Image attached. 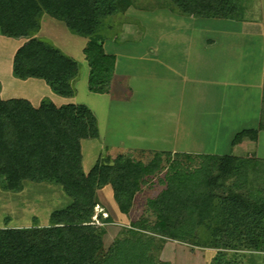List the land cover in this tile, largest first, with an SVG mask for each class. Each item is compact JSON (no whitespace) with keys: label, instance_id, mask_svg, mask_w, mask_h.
<instances>
[{"label":"trees","instance_id":"trees-1","mask_svg":"<svg viewBox=\"0 0 264 264\" xmlns=\"http://www.w3.org/2000/svg\"><path fill=\"white\" fill-rule=\"evenodd\" d=\"M147 4L140 5L139 0H0V35L23 39L12 58V75L42 79L63 97L75 94L79 64L51 40L37 35L43 14L63 22L70 33L87 38L83 48L89 68L87 85L98 94L110 92L115 65V55L103 48L105 36L100 30L105 17L134 6L168 8L195 18L246 20L231 0ZM260 130H264V78L258 125L236 132L231 144L244 137L256 139ZM87 138H99V127L86 104L56 105L44 97L34 106L25 98L0 96V190L18 192L25 182L48 183L60 186L70 198L66 207L49 214L47 225L0 228V264H155L153 238L143 234L121 238L103 254V231L92 217L98 189L110 185L114 201L126 212L135 193L161 170L163 161L171 171L159 195L148 201L156 216L151 232L180 241L206 238L219 248L214 264H245L240 259L245 254H230L227 248L264 252V190L258 188L264 184V158L161 150L144 163L119 153L112 162L98 159L84 173L81 141ZM191 163L198 166L192 168ZM227 178L232 180L229 186L224 183ZM261 259L264 264V253Z\"/></svg>","mask_w":264,"mask_h":264},{"label":"rangeland","instance_id":"rangeland-1","mask_svg":"<svg viewBox=\"0 0 264 264\" xmlns=\"http://www.w3.org/2000/svg\"><path fill=\"white\" fill-rule=\"evenodd\" d=\"M151 1L153 4V0H139V4L149 5L147 3ZM231 1L238 7L244 19L253 21L259 16V0ZM187 18L188 16L174 13L168 8L144 10L134 6L122 13L105 17L100 33L105 36L106 51L118 54L123 67L128 68L132 74L131 78L115 77L112 79L109 93L97 94L88 90V65L82 52L85 38L70 33L61 21L43 15L38 36L51 40L60 49L65 46V50L70 52L79 64V75L73 81L75 94L63 97L53 92L43 80H22L14 77L11 72L12 53L21 39L0 35V38L6 39L4 42L0 40V79L4 87L2 96L30 94L34 101L36 96L41 94L40 97L49 98L56 105L86 104L95 114L100 128L99 138L81 141V167L84 173H87L98 159L112 162L119 153L148 163L154 151L173 150L169 146L175 142L176 135L183 133L182 127L189 129L184 133L187 139L197 142L201 129L194 130L192 122H195L197 129L198 120L207 118L208 126L211 115L200 111L214 107L220 98V95H215L214 99L210 96L214 89L209 80L211 77H225L224 72L227 69L218 66L217 70H214L211 67L209 51L202 49L197 43L201 38H207L206 42L209 44V37L216 32L222 34L225 30L233 28V24L229 23H235L237 20L207 19L201 20L200 23L191 22L190 25L191 20ZM120 22L122 25L118 27ZM110 25L111 28L108 27ZM116 29L117 39H114L112 35L114 36ZM233 34L216 35L226 42L237 38L244 41L243 47L239 43L238 46L233 45L232 50L222 48L223 58L229 61L233 60V56L230 57L232 53L236 55L241 52V48L244 51L248 47L247 41L253 40V37L252 40H246V36ZM130 47L134 51L130 52ZM249 47L252 51L257 50L250 43ZM168 65L179 73L170 71ZM200 77L201 82L197 80ZM33 81H39L43 86H36ZM30 82L32 84H29ZM109 94L118 98V104L110 102ZM247 124L244 123L243 126ZM240 126L241 122H234L224 131L217 146L203 150L217 154H240L242 157H251L259 149L263 151L264 142L257 146V140L251 137L242 139V144L239 143L241 146H231L232 134ZM177 128L178 132L175 130ZM106 139L107 142L113 143L112 147L105 146ZM129 144H142L147 149H134L129 147ZM163 158L167 157L163 155ZM173 158L174 156L170 157ZM162 164L161 170L150 176L135 193L132 205L126 212L114 201L110 185L96 191L98 204L94 208L92 220L94 222V217H97L99 223L93 224L103 231L102 253L107 255L121 238L143 234L153 238L151 255L155 264H214L219 248L211 246L206 238L202 241H180L151 232L150 228L156 216L148 206V201L159 195L165 187L164 178L171 171L166 162L163 161ZM197 166L198 163H191L192 168ZM231 182L229 178L224 180L228 186ZM258 188L264 190V184ZM218 191L222 192L221 189ZM69 203L70 198L60 186L54 184L25 182L23 189L18 192L0 190V226H44L48 224L49 214L53 210L64 208ZM105 218L108 220L104 221ZM225 250L230 254H245L240 257L245 264H263L261 256L264 252L252 253L246 249L229 248Z\"/></svg>","mask_w":264,"mask_h":264},{"label":"crops","instance_id":"crops-1","mask_svg":"<svg viewBox=\"0 0 264 264\" xmlns=\"http://www.w3.org/2000/svg\"><path fill=\"white\" fill-rule=\"evenodd\" d=\"M259 5H260L259 16L255 18V20L253 21L242 20V21H237L235 23L234 22L229 23V24H233V28L227 29L222 33V34L234 33L233 36L236 34V35H240L239 37H241V35L242 37L246 36L245 38L246 40L253 39L251 42L247 41L248 47L244 51L241 48V52L239 51V53H237L236 55H234L233 53L230 55V57L233 56L232 61L225 59V57L223 58L224 50H222V48L226 47V49L232 50V46L233 45L238 46L239 43L241 44V47H243L244 41L242 39L240 38H237L235 40L231 39L226 42L224 39L219 38L220 36H216V35H222L216 32L211 37H209V39H211L209 41V44H207L206 42L208 40L207 38L205 40H203L204 38H201L198 41L197 45H200L202 49L204 48V50L209 51V55L211 58L210 60L211 67L214 70H217L218 66L227 69L224 72L225 77L223 78L211 77L209 80V84H212L213 85L212 89H214L212 91L213 93L211 92L210 96L213 97L214 99L215 95L216 96L220 95V98L216 101L214 107H211L210 109L208 108V110H205V111L204 110L200 111L202 113H205L208 116L211 115L210 121L208 122V126L206 125L207 118L206 119L200 118L198 120L199 125L197 129L195 128V122H192V127L194 130H198V128L201 129V132H200L201 136L198 138L197 142H193V139L188 140L187 136L184 133L188 131L189 129L187 128L184 129V127H182L183 133L180 136L176 135L175 142H173L171 146H169L170 149L172 148L173 150H164V151L217 154V153L206 152L203 149L207 147L217 146L219 144L218 142L220 138L222 137L224 131L227 130L230 125L234 124V122H241V126L240 128H238V130H236L232 134V138L235 135V133L240 130L257 127L258 120H259V112H260L261 96H262V88H263V78H264V0H259ZM43 15H47V14H43ZM42 18H41V21H42ZM207 19H219V18H195L191 16H188L187 18V20H191L189 22L190 25H191V22L200 23L201 20H207ZM222 20H228V19H222ZM52 25H56V24L52 23ZM40 30H41V26H40ZM248 36L250 38H247ZM0 40H3L2 42H4V40L6 39L0 38ZM84 40L85 41L83 45L85 46L87 42V38H85ZM246 40H245V43H246ZM22 42H23V39H21L20 44L16 47V49L22 44ZM249 43L252 44V47L257 48V50L255 51L254 49V51H252L251 50L252 48L249 47ZM84 46H82V52H83ZM103 48H104L105 53L115 55L113 79L115 77H118L119 79L125 78V77L131 78L130 75L132 73L130 72V70H127L128 68H125V66L123 67V64H121L120 62V58H119L120 56L116 54L115 52H107L106 45L104 42H103ZM62 49L63 51H66L65 52L66 54H68L73 59H75L74 56L70 52H67V50H65V46H62ZM15 50L12 53V58H13ZM132 51L134 50L132 49V47H130V52ZM158 51H159V48H158ZM142 56L143 55H141V57ZM217 59H222V60L218 61ZM168 68L173 73H179L177 69L175 70L174 68H171L169 65H168ZM0 71H1V68H0ZM11 71H12V60H11ZM88 71H89V68H88ZM183 75H184L183 77L186 79L187 77L185 76V74ZM87 77H88V74H87ZM34 79L37 80V78H27L25 80H34ZM197 80L201 82L202 79L200 77ZM33 82H35L34 84L36 86H39V87L43 86L42 83H40L39 81H33ZM0 83H1L0 96L3 99L11 98V97H21V98L28 99L34 106H37L42 98L40 97L41 94H39V96H36L37 99L34 100L36 102H34L32 98L29 96L30 94L23 95V96H14L13 94H8L7 96L3 97L2 94H3L4 87H3V83L1 79H0ZM29 84H32V82H30ZM35 85H32V87H34ZM219 87H221L222 89H219ZM33 95H35V93H33ZM109 95H110V102L112 104H118V100H117L118 98L111 94ZM244 123L246 124L250 123V124H247V126H243ZM98 127L100 128L99 121H98ZM175 130L176 132H178V128ZM232 138L230 140V144H231ZM256 140H257V146L260 143L264 142V130L259 131L258 136L256 137ZM239 143L234 144V146L242 144V143L240 144ZM112 144L113 143L107 142V139H106V143H105L106 147L108 146L112 147L113 146ZM128 146L133 147L134 149H145V150L147 149L146 147H144L145 145H142V144L141 145L129 144ZM231 146L233 145L231 144ZM260 150L261 149H259V151L257 150L256 155L258 157L264 158V150L263 151H260ZM234 155L239 156L240 154H234ZM3 227H6V226H0V228H3Z\"/></svg>","mask_w":264,"mask_h":264},{"label":"built area","instance_id":"built-area-1","mask_svg":"<svg viewBox=\"0 0 264 264\" xmlns=\"http://www.w3.org/2000/svg\"><path fill=\"white\" fill-rule=\"evenodd\" d=\"M93 223H99V220L97 219V217H94V222Z\"/></svg>","mask_w":264,"mask_h":264}]
</instances>
